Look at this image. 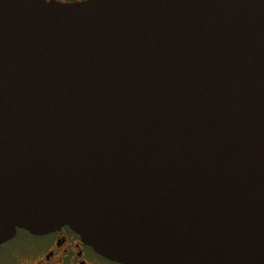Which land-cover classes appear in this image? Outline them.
I'll use <instances>...</instances> for the list:
<instances>
[{
	"label": "water",
	"instance_id": "95a60500",
	"mask_svg": "<svg viewBox=\"0 0 264 264\" xmlns=\"http://www.w3.org/2000/svg\"><path fill=\"white\" fill-rule=\"evenodd\" d=\"M64 225L264 264V0H0V242Z\"/></svg>",
	"mask_w": 264,
	"mask_h": 264
},
{
	"label": "flooded vegetation",
	"instance_id": "af4514ba",
	"mask_svg": "<svg viewBox=\"0 0 264 264\" xmlns=\"http://www.w3.org/2000/svg\"><path fill=\"white\" fill-rule=\"evenodd\" d=\"M77 3L87 0H47ZM0 264H123L111 260L87 244L81 236L64 225L45 232L32 233L17 228L0 242Z\"/></svg>",
	"mask_w": 264,
	"mask_h": 264
}]
</instances>
